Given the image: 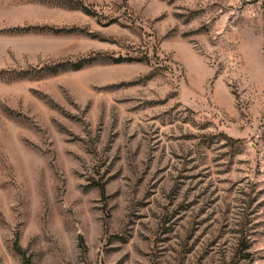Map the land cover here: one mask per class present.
Returning <instances> with one entry per match:
<instances>
[{
	"label": "rangeland",
	"instance_id": "374dc122",
	"mask_svg": "<svg viewBox=\"0 0 264 264\" xmlns=\"http://www.w3.org/2000/svg\"><path fill=\"white\" fill-rule=\"evenodd\" d=\"M0 264H264V0H0Z\"/></svg>",
	"mask_w": 264,
	"mask_h": 264
},
{
	"label": "trees",
	"instance_id": "16d2710c",
	"mask_svg": "<svg viewBox=\"0 0 264 264\" xmlns=\"http://www.w3.org/2000/svg\"><path fill=\"white\" fill-rule=\"evenodd\" d=\"M84 7H85L86 9H88L87 6H84Z\"/></svg>",
	"mask_w": 264,
	"mask_h": 264
}]
</instances>
